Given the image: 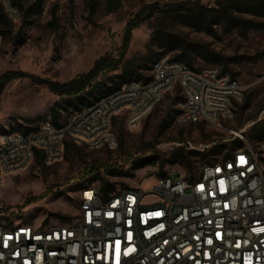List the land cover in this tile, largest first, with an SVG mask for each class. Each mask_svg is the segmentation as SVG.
Masks as SVG:
<instances>
[{"label":"built area","instance_id":"2783aa9c","mask_svg":"<svg viewBox=\"0 0 264 264\" xmlns=\"http://www.w3.org/2000/svg\"><path fill=\"white\" fill-rule=\"evenodd\" d=\"M0 6L11 20L20 17L14 0ZM177 86L183 95L178 122L220 127L246 89L216 66L194 69L160 56L149 79L124 80L60 125L43 121L27 132L0 134V185L26 170L37 152L46 164L58 162L70 139L115 148L117 115L125 113L133 128ZM236 138L242 145L194 177L169 172L148 190L121 186L108 193L99 182H86L72 220H0V264H264V138L252 142L245 129L228 141ZM148 195L156 199L145 203Z\"/></svg>","mask_w":264,"mask_h":264},{"label":"rangeland","instance_id":"374dc122","mask_svg":"<svg viewBox=\"0 0 264 264\" xmlns=\"http://www.w3.org/2000/svg\"><path fill=\"white\" fill-rule=\"evenodd\" d=\"M18 1L20 17L0 23V87L7 73L24 75L3 86L0 134L14 126L24 130L19 124L36 127L51 121V108L61 97L50 89L47 80L66 82L89 71L100 57H119L127 26L139 15L141 22L130 32L119 68L100 78L120 74L118 84L129 78L147 80L153 62L160 56L174 58L182 46H205L220 53L221 60L208 62L193 52L191 68L216 66L223 72L228 65L227 73L246 89L234 102L233 117L221 120L222 127L203 120L178 122L176 110L182 93L177 86L133 128L127 126L126 114L119 113L113 127L118 138L115 148H89L70 139L71 149L58 162L41 164L34 160L26 170L5 178L0 185V220H29L43 225L72 220L79 206L77 190L83 182L101 183L105 178L116 189L141 186L148 190L155 177L169 172L194 177L205 164L231 151L227 145L218 154L194 157L192 164L171 163L170 153L177 146L207 152L212 146L228 143L241 129L252 142L259 138L251 139V132L264 136V28L257 27L243 36L237 30L226 33L216 25L217 33L209 34L161 11L168 3L199 1L211 7L216 0H45L42 9L36 0ZM169 46L178 48L170 50ZM124 70L133 75L122 76ZM114 84L108 82L109 86ZM69 116L64 112L61 123ZM151 155L157 157L156 163L135 167L134 160ZM112 169L116 170L114 175L109 174ZM155 199L148 195L144 202Z\"/></svg>","mask_w":264,"mask_h":264},{"label":"trees","instance_id":"16d2710c","mask_svg":"<svg viewBox=\"0 0 264 264\" xmlns=\"http://www.w3.org/2000/svg\"><path fill=\"white\" fill-rule=\"evenodd\" d=\"M14 2L18 6L20 5L18 0H14ZM36 2L37 7L42 9L45 0H36ZM55 8L56 7L53 8L54 15ZM161 11L173 15L187 26L205 31L209 34L217 33L216 25H221L223 27V31L226 33L237 30L243 36H247L251 30L256 29L257 27L264 28V21L258 20L264 18V0H216L215 5L211 7L204 5L199 1H182L178 3L165 4ZM246 15L250 17H247ZM139 17L129 22L127 26L125 45L119 57H100L89 71L79 74L77 77L66 82L47 80L50 89L61 97V100L51 108V121L54 124H62L60 118L63 116L64 112H69L71 115L74 111L80 110L110 93L121 84H118L119 80H117V78L121 77L120 74L110 75L105 79L100 78V76L119 68L125 56L130 32L141 22ZM8 20H10V18H8L4 9L0 6V23L5 24ZM174 48L178 47L169 46L170 50ZM181 50L182 51L172 59L182 61L190 67H194V59L192 58L193 52H196L199 57L208 62H219V60H221L218 58L221 57L220 53L212 51L205 46H201L199 49H191L190 47L182 46ZM228 69L229 67L226 65L223 72L227 73ZM122 73V76L133 75V72L126 73L125 70ZM19 75L24 74H18V72L7 73L1 81V84L4 86L7 81ZM108 82H114V87L109 86ZM3 86L0 87V95L2 93ZM182 99L183 95L180 97L179 102ZM178 111L179 109L176 110V114ZM19 125L24 129L23 131L26 132L37 127L24 126L22 124ZM17 129L18 128L14 126L6 132L15 131ZM261 130V135H264V127H262ZM249 137L251 139L264 138V136H260L256 132H251ZM228 143H221L212 146L207 152H204L205 150L202 152L197 149H188L187 146H177L170 153V161L171 163L184 161L188 164H192L194 161L193 158L199 155H215L223 150L227 145H230L231 149L235 146L242 145V141L237 138L229 141ZM72 145L73 143L70 140L67 141L65 152L70 150ZM228 154L229 152H227L225 156ZM35 161L37 163L45 164L43 156L40 152L36 153ZM134 161L135 167L139 168L156 163L157 157L152 155L144 156ZM115 173L116 170H109L110 175H114ZM85 183L86 182L79 184V188H81ZM100 184L104 193H108L109 191L115 189V184L110 182L108 179L102 178Z\"/></svg>","mask_w":264,"mask_h":264}]
</instances>
